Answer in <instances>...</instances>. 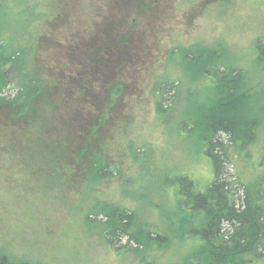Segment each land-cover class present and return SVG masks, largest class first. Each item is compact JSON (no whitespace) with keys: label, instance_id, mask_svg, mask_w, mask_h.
I'll use <instances>...</instances> for the list:
<instances>
[{"label":"rangeland","instance_id":"1","mask_svg":"<svg viewBox=\"0 0 264 264\" xmlns=\"http://www.w3.org/2000/svg\"><path fill=\"white\" fill-rule=\"evenodd\" d=\"M143 9L132 13L143 30L142 56L124 76L125 91L99 138L85 139L94 152L101 147L106 151L112 171L105 177H88L83 165L73 173L65 167L75 157L83 162L73 145L80 146L84 138L69 139L73 145L67 159L53 150L51 154L49 132L39 135L37 125L27 128L23 140L22 135L16 138L20 126L10 128L8 117L16 109L0 107L6 109V116H0V250L11 259L36 264H187L200 255L199 240L183 232L186 210L172 178L187 174L204 185L212 176L198 127L214 98L213 85L190 60L199 55L200 61L247 71V80L258 82L251 89L258 105L247 110L264 119V55L255 59V42L264 41V0H143ZM105 12L101 0H0V35L19 62L1 70L8 84L5 94L15 93L24 63L27 76L36 77L31 85L36 89L30 91L39 93L45 85L52 97L47 102L64 109L66 76L60 66L61 71L53 68L63 61L58 47L93 31ZM166 81L174 89L162 98L158 87ZM47 102L32 100L27 106L39 114ZM46 110L52 113L50 107ZM56 112L59 121L61 110ZM195 119L198 127L191 130L189 120ZM64 132L56 130L58 135ZM48 157L55 160L47 169L58 165L53 171L59 185L51 184L56 188L47 187V179L53 178L43 165ZM102 202L132 212L133 231L146 226L162 235L159 246L122 237L117 245L128 243L127 249L114 250L102 234L105 215L96 208Z\"/></svg>","mask_w":264,"mask_h":264},{"label":"trees","instance_id":"2","mask_svg":"<svg viewBox=\"0 0 264 264\" xmlns=\"http://www.w3.org/2000/svg\"><path fill=\"white\" fill-rule=\"evenodd\" d=\"M101 1L106 12L101 15L94 30L84 37H75L67 46L58 47L63 61L58 62L59 65L55 63L53 68L60 71L62 68L66 76V97L64 95L61 100L66 103L62 105L64 109H59L52 101L47 102L52 97L49 99L45 85L41 86L39 93L30 91L36 89L31 86L36 77L27 76L24 63L21 64V79L15 93L5 94L8 84L1 77V70L5 65L19 62L15 61V51L8 48V40L0 35V107L6 105L17 111L9 113V127L15 129L20 126L15 137L22 135L23 140L24 135L28 134L27 128L39 125L36 128L39 135L49 132L52 138L54 146L52 149L49 146L51 154L53 150L54 154L63 155L65 159L66 154H70L71 147L68 146L73 145L69 139L71 141L74 135L89 142L94 136V139L99 138L103 127L113 116L110 110L117 106L125 91L124 76L136 68L142 56L143 30L136 26V17L132 15L138 12L133 10L144 12L143 0ZM255 47V59L260 61L261 55H264V41L257 39ZM198 57L191 58V64L210 77L214 98L205 108L207 112L200 127L196 119L189 120V123L192 122L191 130H194V126L202 130L200 136L205 144L202 152L209 159L212 176L204 185L187 174L172 177L181 207L186 210L181 219L183 232L201 243L200 255L187 264H264V119L256 114L250 115L247 110L249 106L258 105L253 101L255 92L251 90L258 82L253 83L250 78L247 80V71L239 66L215 65L206 62L208 59L200 61ZM60 76L59 84L63 78L62 74ZM173 89L171 81L160 83L158 87L162 98ZM29 99L43 100L47 105L40 106L39 114H35L27 106ZM46 107L52 109L51 114L46 113ZM5 110L4 107L0 108L1 118L6 116ZM58 110H61L59 121ZM39 115H42L41 118ZM55 122H59L60 126H55ZM60 128L65 132L58 135L56 130L58 132ZM86 142H81L80 146L78 143L76 147L73 145L83 162L75 157L73 164L65 167L72 172L75 167L78 170L83 165L81 169L88 177L102 179L106 171H112L110 161L105 158L106 151L101 147L94 152ZM9 154L12 152L9 151ZM54 160L48 157L43 162L47 174L53 176L48 178L45 175L50 182L49 188H56L51 185L53 183L59 185L57 178L60 177L54 174L58 165L54 163L47 169L50 167L48 163ZM96 208L105 215L102 234L116 251L127 249L128 243L117 245L122 237L127 241L146 240L148 244L157 246L164 238L146 229V226L138 232L133 231L134 216L126 208L107 202H102ZM92 221L101 223V220ZM0 264L36 263L13 260L0 250Z\"/></svg>","mask_w":264,"mask_h":264}]
</instances>
